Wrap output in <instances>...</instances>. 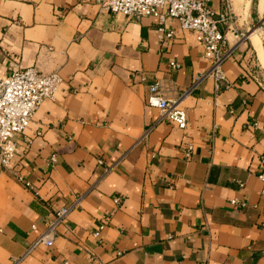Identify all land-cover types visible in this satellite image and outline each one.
Masks as SVG:
<instances>
[{
  "label": "crops",
  "instance_id": "0c3cea01",
  "mask_svg": "<svg viewBox=\"0 0 264 264\" xmlns=\"http://www.w3.org/2000/svg\"><path fill=\"white\" fill-rule=\"evenodd\" d=\"M208 4L231 16L220 23L230 85L218 92L211 77L196 83L210 61L176 19L161 41L154 16L94 0H0V75L35 65L62 77L16 135L14 169L0 166V264L29 248L20 264H264V86L248 74L249 64L264 79L253 39L264 0ZM156 82L180 99L185 130L147 104ZM77 200L54 244H35Z\"/></svg>",
  "mask_w": 264,
  "mask_h": 264
},
{
  "label": "built area",
  "instance_id": "2783aa9c",
  "mask_svg": "<svg viewBox=\"0 0 264 264\" xmlns=\"http://www.w3.org/2000/svg\"><path fill=\"white\" fill-rule=\"evenodd\" d=\"M101 10H110L121 13L131 18L154 16L157 18L158 38L163 41L174 37V32L166 25L168 19H176L182 29L194 32L196 39L204 48V55L210 61L209 69L201 73L197 82L206 77L214 80L215 90L218 92L223 86L230 85L224 71V63L231 58L233 48L230 47L227 35L222 32L220 23L229 19V13L220 14L211 9L209 0H94ZM233 33L238 35V30L231 27ZM173 67L179 64L171 62ZM248 74L261 86H264V79L259 75L253 66L248 64ZM62 82L58 72L44 73L37 66L30 65L24 68H13L7 75H0V166L2 168L14 169L16 158L19 152L16 135L24 132L30 125L33 117L46 99H53ZM147 104L157 107L160 110L161 118L167 119L176 124L182 130L188 126V114L185 108L181 107L180 99L168 98L159 87V83L149 86ZM257 126V124H254ZM192 146L188 147L187 156L191 155ZM52 161L56 157L52 156ZM262 170L258 177L262 181V194L264 195V155L261 157ZM17 179L27 187L31 183L18 172L14 171ZM117 203L120 198H117ZM77 202L63 206L58 209L54 216L45 223V230L40 234L35 244L43 243L47 246L54 244V233L56 228L65 221ZM236 203L237 200H233ZM34 228L36 226H33ZM105 224H101L94 232L97 239ZM34 244V245H35ZM31 248L22 256L13 257L10 264H20L22 259Z\"/></svg>",
  "mask_w": 264,
  "mask_h": 264
},
{
  "label": "bare ground",
  "instance_id": "6f19581e",
  "mask_svg": "<svg viewBox=\"0 0 264 264\" xmlns=\"http://www.w3.org/2000/svg\"><path fill=\"white\" fill-rule=\"evenodd\" d=\"M255 33H257V31L253 34L254 43L259 50L260 59L264 63V49L260 46L261 44L259 43V39L256 37Z\"/></svg>",
  "mask_w": 264,
  "mask_h": 264
},
{
  "label": "rangeland",
  "instance_id": "374dc122",
  "mask_svg": "<svg viewBox=\"0 0 264 264\" xmlns=\"http://www.w3.org/2000/svg\"><path fill=\"white\" fill-rule=\"evenodd\" d=\"M256 29H257V28H255L254 32H256ZM254 32H253V33H254ZM253 33H252V34H253ZM255 35H256V37H257L258 39H259V38L261 39V41L263 42V45H264V33H261V34H260V32H257V33H255ZM262 63H263V62H262ZM263 65H264V63H263Z\"/></svg>",
  "mask_w": 264,
  "mask_h": 264
}]
</instances>
